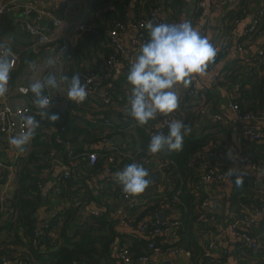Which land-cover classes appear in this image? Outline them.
<instances>
[{
    "label": "trees",
    "instance_id": "16d2710c",
    "mask_svg": "<svg viewBox=\"0 0 264 264\" xmlns=\"http://www.w3.org/2000/svg\"><path fill=\"white\" fill-rule=\"evenodd\" d=\"M160 1L145 0L144 6H141L137 0H94L90 20L85 23V30L76 31V45L73 46L70 43L69 49L63 55L66 63L62 75L63 83L67 86V81L64 78L67 77L70 80L74 75H80L83 83L84 75L87 72L83 74L85 71L82 64L89 56L91 42L94 44H98L99 41L103 42V45L99 47L106 61L115 55L110 35L118 25L127 28L128 11L133 2H136L135 13L140 14L143 9L147 12V17L151 11L160 9ZM163 1L167 2V0ZM180 3L181 0H173L174 6L180 5ZM198 14L202 15L201 9H198ZM251 27L252 24L247 28L243 41H261L264 37V17L259 20L254 31H250ZM146 32L148 33V29ZM145 36L148 40V34ZM243 41L236 48L226 43L217 45V55L210 63L218 65L233 50L239 52L238 48L242 47ZM114 69L112 78L107 83L113 105L105 106L93 100L78 105L70 101L66 115L54 113L59 116L58 121L54 122L49 118L45 122H39L40 127L33 135L32 149L24 157L18 159L19 170L16 176L15 194L7 199V207L0 213V236H2L0 264L3 259L15 264H117L119 260L112 257V252L117 241L121 242V248L124 247V237L117 230V222L110 220L109 213L103 210L109 207L107 200L120 201L128 194L122 190V186L117 184L114 186L108 180L101 192L95 194L91 190L88 180L102 173L105 167H109L111 173H114L131 163L144 166L142 165L143 159H148L151 156H156L167 166L165 182L169 186L167 191L162 194L146 197L142 213L137 216L135 224L140 225L143 222L142 225L150 226L153 220L145 221L156 216L167 206L180 210L182 216L179 221H165L159 225L163 230H172L171 233L178 238V241L174 245L165 243L164 241L168 237L165 235L133 238L132 244L128 248L131 258L133 261H137L141 257L152 255L153 250L150 249V245L154 244L161 250V254L183 251L191 255L194 264L199 263L203 249L200 246V237L197 233L209 230V224L205 223L203 218L209 219L213 215L205 214L200 210L202 202L208 197L200 190L204 186L201 182V171L195 170L191 164L211 144H219L220 130L221 134L224 131L217 123L212 125V131L207 134L197 132L195 127L201 123L202 116L199 113L185 111L184 105L190 98L188 93L186 101L181 104V107H178L182 109L175 112L178 117V114L184 111V116L179 114L178 118L191 129L184 139L182 150L175 152L165 149L158 154L150 153L147 149L151 136L147 133V128H157L159 117L141 126L130 115L131 105L128 107L125 117L116 113V108L119 107L118 99H122L123 91L122 84L114 82ZM100 73L101 71L93 74ZM223 74L232 84L234 83L229 88L231 102L239 107L242 114L261 116L264 109V44L261 45L257 54L252 53L231 61L225 66ZM28 97L31 101L34 100L32 92ZM73 111L90 112L93 120L97 121L98 125L103 124L106 128L108 138L112 137L111 132L114 130L120 135H124L127 130L135 128L142 138L141 148L127 146L125 149L119 148L114 151H88L97 155V162L94 166H89L90 163L83 159V155L87 152L74 151L72 147L67 146V143L70 145L72 143L69 139L70 134L78 136L83 132L89 133L88 130L83 131L76 126L77 118L71 116ZM35 113L34 108L31 113L34 118L36 117ZM113 114L121 120L119 125L111 120ZM171 116L175 119L174 113ZM107 121L110 122V125H105ZM49 126L55 127V131L48 130L52 133L48 137L45 134L46 131L42 133V130ZM163 132L164 135H167L168 127ZM255 143L253 142L250 148L251 154L254 153L253 162L264 167V162H259L255 155L262 153L264 156V144ZM52 153L55 154V157L57 154L62 155L66 167L72 166V159L76 158L81 163L79 166L81 173L75 176L71 173L66 179L61 176L57 194H54L53 191L50 194L55 195L59 201L68 203L69 206L40 225L38 211L48 204L51 198L50 194L44 193L47 179L43 177V174L49 170L51 162L53 163ZM149 154L151 156H148ZM110 159H113V163H109ZM146 170L149 173L151 171L148 167ZM222 171L226 173L224 169ZM236 203L239 208L237 216H248L250 208L262 205L260 199L253 193L245 194L240 201L237 199ZM92 204L100 205L98 212L82 216L84 210ZM128 210L126 207L125 211ZM259 225L264 231V217L259 223H256L254 231ZM258 241L263 247L256 258L259 264H264V242ZM246 250L253 256L252 251L248 248Z\"/></svg>",
    "mask_w": 264,
    "mask_h": 264
},
{
    "label": "crops",
    "instance_id": "0c3cea01",
    "mask_svg": "<svg viewBox=\"0 0 264 264\" xmlns=\"http://www.w3.org/2000/svg\"><path fill=\"white\" fill-rule=\"evenodd\" d=\"M15 1L24 2L22 0H0V6ZM37 1L40 6L52 11L55 17L62 21L61 27L55 28L52 34L55 41L47 45L39 55L32 51L31 47L34 44V39L24 33L23 27L26 22L35 26H40L45 23L38 22L34 18L25 19L21 14L12 11L0 15V42L8 44L11 50L18 56L16 68L10 71L7 83L8 91L6 93L7 103L13 108L30 106L31 100L29 97H24L18 92V87L23 85L26 79L35 82L41 80L43 76L49 72L56 76L57 81L62 78L66 66L64 57H59V61L54 65L52 64L53 61L56 60L57 50L64 41L68 43V49L70 43L73 46L76 45L77 38H75V35L77 28L79 25L87 23L90 20L94 5V0ZM137 1L140 2L141 6H144L145 0ZM262 2L263 0H206L207 14L202 16L198 14V0H181L178 6L173 5V0H167V2L161 0L159 18L163 23L167 24L188 22L195 30L200 31L203 36L207 37L211 43L215 42L218 46H220L221 43H226L236 48V46L243 41L246 30L255 19L256 13L261 7ZM135 3L136 2H133L129 8L127 28L120 36V42L123 44L128 55L133 54L132 42L139 33V23L147 18V12L143 9L140 14L135 13ZM146 34H148L149 40V31L148 33L146 32ZM244 44L243 41V45ZM262 44H264V37L261 41H254L248 46L245 45L243 52L233 50L226 59L221 60L213 74L214 76H219L218 83H215L211 76H197L187 88L183 85H177L174 89L179 99V107L186 101L185 98L189 93V103L187 102L184 105L186 112L199 113L201 110H204L205 115L201 118V123L197 124L195 127L199 134H207L212 131L211 127L216 116H220L222 119L219 126L222 127L224 133L221 134L220 130L221 140L219 144H211L204 153L201 156L199 155L196 160H193L191 164L197 171H202L204 164H209L210 166L224 169L226 172V179L219 185L208 188L203 186V188L200 189L205 196L212 200L209 214L213 215L214 220L212 221L211 218H209V221L205 222L209 224L208 231L205 230L197 233L200 237V246L203 250L211 237L217 238L216 241L219 250L222 248L228 249V256L221 264H259L256 258L259 252L252 251L253 256L250 255L246 250V248H248V250H250V248L244 242L234 237L227 227L237 215L236 213L239 212L236 200L238 199V201H240L245 194H255L256 189L260 188V174L258 172H255V174L253 173L250 180L240 179V175L250 170L248 161L253 162L254 154H251L250 151L251 144L254 142L250 139L251 133H264V116H257L255 120L250 123L237 121L234 113L229 108L231 103V90L229 88H231L234 83L232 84V82L225 77L223 70L225 66L234 59L246 57L252 53L257 54ZM100 45H103L102 41H99L98 44H94L93 42L89 44V56L82 64L85 71L83 74L86 72H102L105 68L106 58L99 47ZM139 54L140 53H138L135 58H137ZM129 71L130 67L124 61L119 63L114 69V82L116 81V83L122 84L121 89L123 91L122 99H118L119 107L116 108V113H119L123 117H125L127 109L130 106L131 85L127 82ZM58 89L59 87L55 89L50 88L51 94L54 97L59 96L57 94ZM192 90L194 91L193 94ZM61 99L63 100V105L58 108L50 107V113H67L71 102L66 100L64 96ZM1 105L2 99L0 97V106ZM180 109L182 108H178L177 111ZM35 111V120H38L40 123L50 118L48 115H43L39 108L35 109ZM179 114L184 116V111ZM174 115V120L180 121L175 112ZM71 116L77 118L76 126L80 130L89 131L87 134L83 132L78 136L73 133L70 134L69 139L72 142L71 147L74 151H114L119 148L125 149L127 146L137 149L141 148L142 138H140L135 128L127 130L124 135H120L114 130L111 132L112 137L108 138L106 128L103 124L98 125V122L93 120L90 112L73 111ZM112 117H115L119 121L118 123H113L117 125L121 123L118 116L113 114L111 120ZM156 118H158V116ZM54 128L53 126L44 127L42 133L50 129H52L50 130L51 132L53 130L55 131ZM225 132L227 133L225 134ZM9 141V139L3 137L0 133V192H7L8 198H11L14 196L17 188L16 176L19 170L18 159L24 157L32 149L33 137L23 146L22 151L11 145ZM255 155L259 162H264L262 153H256ZM148 156L151 155L149 154ZM202 156H204L205 159L199 160ZM149 158L153 165L162 163L156 156H151ZM80 164L79 161L76 162V167L72 172L73 176L81 173ZM143 167L146 169L145 165ZM66 168L69 167L65 166L62 155L57 154L53 159V163L51 162L49 170L45 171L43 174V177L47 179L44 193L50 194L53 191L54 194H57L59 183H61V176ZM105 169L99 175L88 180V184L95 194L101 192L106 180L114 186H116V184L121 186L115 174L122 169L114 173L110 172V174H107ZM152 175L158 174L155 173ZM238 178L240 180L239 183L237 182ZM151 182L152 184H149L145 192L139 196L134 197L128 195L130 198L129 200L125 198L120 201H114L113 199L107 200L109 207L103 211L109 213L108 217L110 220L117 222V230L124 237V247L121 248V242L117 241L115 249L112 252V257L119 260L117 264H123L121 260V251L130 248L133 238L140 237L139 230L143 222L140 225H136L135 223L137 216L142 213V207L146 203V197L149 195L162 194L167 191L169 186V184L165 182V179L159 175L156 180ZM50 197L49 203L38 211L40 225L48 221L51 216L62 212L69 206L68 203L59 201L53 194H50ZM130 204L135 205L134 209H137H130ZM126 207H128L129 212H124L125 222L123 223L122 219L119 220L118 218V212L121 209L125 210ZM99 208L100 205H89L82 213V216L97 213ZM250 210H248V215L251 214ZM162 212L166 214L165 221L177 222L182 216L180 210L171 209L168 206L165 207ZM154 217L155 216L147 219L145 222L153 220ZM261 219H259L257 223H259ZM262 230L261 225H259L254 232L255 238L264 242V231ZM166 238L167 240L164 242L171 245H174L178 241V238L173 233H170ZM1 241L2 236H0V242ZM164 263L194 264L193 260H191V255H173L171 252L161 255L152 254L150 255V261L144 264Z\"/></svg>",
    "mask_w": 264,
    "mask_h": 264
},
{
    "label": "built area",
    "instance_id": "2783aa9c",
    "mask_svg": "<svg viewBox=\"0 0 264 264\" xmlns=\"http://www.w3.org/2000/svg\"><path fill=\"white\" fill-rule=\"evenodd\" d=\"M198 9L202 10V15L205 16L207 14V6H206V0H198L197 4ZM17 12L21 14L25 19L34 18L36 21L45 23L40 26H35L29 22H26L23 27V31L28 36L32 37L34 39V44L32 45V51L39 55L43 52L44 48L47 45L52 44L55 41V38L53 37V32L55 28H60L62 25V21L57 19L52 11H50L47 8H44L40 6L39 2L37 0L33 1H27V2H20L15 1L13 3L2 5L0 6V15L9 13V12ZM160 9H155L150 12V14L147 16L145 20L139 23V33L135 37V39L132 42V55H128L123 44L120 42V36L122 33L125 32L126 27L123 25H118L116 30L113 31L110 35L111 37V44L115 48V55H112L109 57V59L105 62V68L100 74H93V73H87L84 75L83 78V84L87 85L86 91H87V97L83 102H75L76 104L80 105L88 100L98 101L99 103L110 106L113 105V102L110 97L109 93V86L108 82L112 78V71L113 69L122 61H124L126 64H128L129 67L135 62L136 55L140 53V49L142 46L148 42L145 34H146V24L148 22H152L153 25L163 23V21L159 18ZM264 17V0L261 4V7L259 8V11L257 12L255 19L252 22V27L250 31L255 30V26L258 24L259 20ZM193 27V26H192ZM86 25L81 24L78 26L77 30H85ZM194 28V27H193ZM201 35L202 33L198 31ZM247 33V31H246ZM246 35V34H245ZM203 36V35H202ZM253 41L245 40V44L242 45V47L238 48L239 52H243L245 49V45H250ZM213 46L216 47L217 44L215 42H212ZM68 50V43L66 41L63 42V44L58 48L56 53V60L53 61V65L59 61V57H63L64 53ZM58 54V55H57ZM0 56H6L8 59L11 70H14L16 68L17 62H18V56L11 50L8 44L0 42ZM217 65H214L210 62L207 63L205 72L202 76H211L213 81L215 83L219 82V77L214 76V72L216 70ZM49 74L53 73H47L43 76L41 81L48 76ZM34 83L30 81L29 79L25 80V83L18 87V92L24 97H28V95L31 93V84ZM59 83V89L57 91L58 97H54L51 94L50 88H46L44 90V95H46L50 101H53L51 108L55 107L58 108L63 105V100L61 99L63 96L66 98L67 96V86L63 83L62 78L58 79ZM194 91L192 92V94ZM2 99V105L0 106V133L3 137L7 139H11L12 137L19 136L22 133H25L27 131L26 124L24 117L32 116L31 113L33 109H37L38 107L34 104V100L30 101V106L22 107V108H13L7 103V94L0 96ZM66 100H68L66 98ZM69 101V100H68ZM229 108L234 113L237 121L242 123H250L255 120V116L251 114H242L239 107L232 102L229 105ZM199 114L203 117L205 115L204 110H201ZM261 116H264V109ZM159 122L157 125V128L149 127L147 128V133L152 137L154 134H160L164 135L163 130L167 128L166 121L170 122L174 120L169 114L167 117L164 115H158ZM221 117L216 116L213 120V124H217L221 122ZM105 125H110V122H105ZM45 134L47 136H51L52 133L50 131H46ZM250 139L256 143L264 144V133L261 132H254L251 133ZM67 146L71 148V145L67 143ZM212 155V154H210ZM51 157L54 159L55 154L52 153ZM83 159L87 160L91 166H94V164L97 162V155L94 153H85L83 155ZM205 159L204 156H202L199 160ZM72 166L69 168H66L62 174V177L64 179L68 178L70 174L73 172V170L76 167V162L78 161L76 158L72 159ZM249 163V171L243 172L240 175V179L243 180H250L252 174L255 172H258L260 174V180L259 183L262 184L264 187V167H260L258 164L248 161ZM109 163H113V159L109 160ZM142 164L148 167L151 171L149 175L152 174H158L159 176L166 178V170L167 166L163 163H156V165H153L151 160L149 159H143ZM205 171V173H204ZM105 172L107 174H110V169L107 167L105 169ZM202 179L201 182L204 185V187H215L222 183L226 179V173H223L222 169H219V167H213L209 164H204V167L202 168ZM61 177V178H62ZM2 179V178H1ZM255 195L258 199H260L262 205L261 207H252L250 210V215L248 216H235L232 222L228 225L227 229L230 231V233L236 237L237 239L244 242L251 251H257L260 252L262 250V244L254 237V229L256 226V223L259 219L264 217V188L256 189ZM7 199L8 195L7 192H0V213L5 210L7 207ZM125 199L129 200V196H126ZM212 205V200L207 198L204 200L200 206V210L204 212L205 214L209 213L210 208ZM135 205L130 204V209H134ZM125 210L121 209L118 212V218L119 220L122 219V222H125ZM204 222H208L209 219L203 218ZM211 220L213 221V217H211ZM210 220V221H211ZM165 222V221H164ZM163 222H159L158 220L153 219V222L150 226L148 225H142L140 227L139 233L141 237H152V236H160L165 235L168 236L172 230L170 229H161L159 225H161ZM217 238L211 237L207 241V244L205 245V248L203 250V254L199 259L198 264H221L223 260L228 256V249H218L217 247ZM150 249L153 250V254L155 255H161V250L159 248H156L154 244L150 245ZM171 254L177 255V254H184L186 256H190L189 253L183 252V251H172ZM121 260L123 264H134V263H148L150 261V256H145L139 258L137 261H133L131 258V254L128 249H123L121 251ZM2 264H12L7 259L2 260Z\"/></svg>",
    "mask_w": 264,
    "mask_h": 264
},
{
    "label": "clouds",
    "instance_id": "9594fccd",
    "mask_svg": "<svg viewBox=\"0 0 264 264\" xmlns=\"http://www.w3.org/2000/svg\"><path fill=\"white\" fill-rule=\"evenodd\" d=\"M146 28L150 39L140 49L127 75V82L131 85L130 115L141 126L158 115L167 117L176 112L179 99L175 87L183 85L187 88L191 85L197 76L204 74L207 63L217 55V48L188 22L156 25L148 22ZM10 71L11 65L6 56H0V96L8 91ZM64 79L67 81L66 98L71 102H83L87 97V85L81 82L80 75ZM30 87L34 104L41 113L50 116L54 122L58 121L59 116L49 111L53 101L44 95L46 88L59 87L56 76L49 74ZM24 120L27 131L9 141L21 151L40 127L39 121L32 116L24 117ZM166 124L167 135H152L147 149L150 153L158 154L165 149L182 150L184 139L191 129L179 120L166 121ZM115 175L122 190L134 197L143 194L151 183L149 172L138 163L126 165ZM237 182H240L239 178Z\"/></svg>",
    "mask_w": 264,
    "mask_h": 264
},
{
    "label": "water",
    "instance_id": "95a60500",
    "mask_svg": "<svg viewBox=\"0 0 264 264\" xmlns=\"http://www.w3.org/2000/svg\"><path fill=\"white\" fill-rule=\"evenodd\" d=\"M22 1H33V0H22ZM112 120L115 123H118L119 122L115 117H112ZM150 177H151V181H154V180H156L158 178V175H151ZM259 186L262 189L264 188L262 186V184H260ZM154 219H157L159 222H164L166 220V214L164 212L160 211V212H158L156 214V216L154 217ZM164 264H169V263H164Z\"/></svg>",
    "mask_w": 264,
    "mask_h": 264
}]
</instances>
